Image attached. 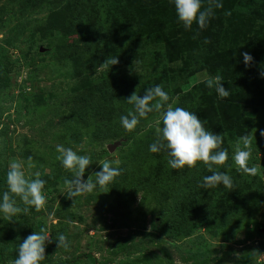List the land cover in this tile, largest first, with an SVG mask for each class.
<instances>
[{
  "label": "rangeland",
  "instance_id": "374dc122",
  "mask_svg": "<svg viewBox=\"0 0 264 264\" xmlns=\"http://www.w3.org/2000/svg\"><path fill=\"white\" fill-rule=\"evenodd\" d=\"M60 2L45 0L39 6L26 8L22 0H0V67L5 64L8 72L0 82V176L4 174L5 178L9 164L19 162L27 179L38 177L45 181L44 206L39 212L31 209L26 216L30 230L49 235L52 241L45 243L44 260L89 254L95 264H264V203L234 236L201 225L173 239L167 236L163 214L167 206L180 200L179 193L167 200L144 190L131 191L128 196L122 192L110 195L106 193L107 184H94L102 164L109 163L113 168L130 166L137 151L135 144L161 128L160 112L177 107L192 86L206 80L208 74L205 70L190 74L193 65L189 59L161 63L154 56L160 49L158 44L121 40L112 45L110 55L117 60L115 71L120 70L139 90L156 83L165 85L171 100L160 112L139 117L131 131L122 127L129 139L124 135L110 136L106 129L98 130L97 124L103 122L104 126L103 119L75 123L68 115L74 95L94 93V85L105 81V64L80 68L73 75L64 69L67 50L77 54L82 48L80 33H66L62 42L66 52L60 54L57 36L50 40L36 27L49 20L51 10ZM94 52L98 54L100 50ZM121 103L125 106L124 100ZM245 114L253 120L248 145L263 146L264 150V107H248ZM235 141L227 171L239 172L264 202V151L254 157L249 151L246 167L256 171L245 173L233 159L237 145L241 148L244 139ZM58 147L90 159L81 179L91 187L73 198H68L67 192L75 173L62 167L57 159ZM16 203L23 207L19 197ZM23 216L17 215L14 220ZM10 223L0 219L1 243L14 241ZM59 233L67 237L68 248H57L55 238Z\"/></svg>",
  "mask_w": 264,
  "mask_h": 264
},
{
  "label": "trees",
  "instance_id": "16d2710c",
  "mask_svg": "<svg viewBox=\"0 0 264 264\" xmlns=\"http://www.w3.org/2000/svg\"><path fill=\"white\" fill-rule=\"evenodd\" d=\"M44 1L22 0V6L34 8ZM222 3V8L213 10L204 30L197 29L194 23L192 29L186 31L178 23L169 0H61L51 10L48 21L36 24L48 39L57 36L55 40L61 44L57 50L60 54L66 52L62 50L66 33H80L83 45L79 53L67 50L63 57L64 69L71 75L80 68L105 64V81L95 84L96 91L92 94L74 95L68 115L75 123L103 119L104 126L101 122L97 129H106L113 137L124 135L130 138L121 126L120 117L135 114L134 106L127 102V98L135 88V94L139 96H143L146 89L139 90L135 82L121 75L120 70L115 71V64L111 65L112 45H118L121 40L158 44L160 49L154 56L161 63L186 62L189 59L193 65L190 74L205 70L207 79L221 77L222 85L230 93L227 99H218L214 88L205 87L206 79L192 86L191 92L180 100L177 107L195 112L206 131L222 137V143L214 150L227 152L228 158L222 165H212L210 171L207 165L197 161L192 168L172 169L167 164L165 149L156 153L149 151V145L157 139L155 132L135 144L137 151L133 163L118 167L119 175L107 183L106 193L110 195L122 192L128 196L131 191L144 190L167 200L179 193L180 200L167 206L168 210L163 214L167 236L173 239L183 237L201 225L217 229L221 234L233 233L234 236L235 231L248 223L264 203L239 172L231 174L227 171L236 138L245 141L251 136L253 120L245 114V109L264 107V78L261 77L264 72V0H222ZM207 6L208 0H202V7ZM205 39L209 43H204ZM96 49L100 50L98 54L94 52ZM243 52L252 56L248 66L243 62ZM7 73L4 64L0 67V82ZM155 85L158 84L147 88ZM161 87L169 96L163 109L172 96L165 85ZM128 107H131L130 112ZM160 126L162 128V122ZM262 148L255 145L245 148L244 143L241 146V149L252 152L251 157L263 152ZM262 161L264 163V158ZM212 172L227 174L232 180L231 188L223 185L207 189L201 187L204 178ZM58 177H53V180ZM4 180L2 174L0 193L7 190ZM27 221L23 216L9 224L14 241L0 242V264H12L16 252L8 250L15 249L20 241L33 233ZM81 260L95 264L89 254L64 260H43L41 264H73Z\"/></svg>",
  "mask_w": 264,
  "mask_h": 264
},
{
  "label": "clouds",
  "instance_id": "9594fccd",
  "mask_svg": "<svg viewBox=\"0 0 264 264\" xmlns=\"http://www.w3.org/2000/svg\"><path fill=\"white\" fill-rule=\"evenodd\" d=\"M174 6L178 23H181L186 31L192 29L195 23L197 29L204 30L213 16V10L223 7L222 0H208V6L202 7V0H169ZM195 38V37H193ZM204 43H209L205 39ZM245 66L252 61V56L247 53H241ZM117 63L114 59L111 65ZM264 78V72L261 73ZM209 89H213L217 93L218 99H227L230 95L229 91L222 85L221 77L215 76L205 81ZM153 100L156 102L151 103ZM169 96L160 85L146 88L144 95L139 96L133 93L127 102L134 106L135 114L129 116H121V126L131 131L138 123L137 117H144L147 113L156 111L160 112L162 107L168 102ZM162 128L157 129V139L149 145V151L156 153L161 149L166 150L167 164L172 169H179L185 166L192 168L197 161L203 162L211 171L212 165H222L228 158L227 152L224 150L214 151L222 143V137L218 134L206 131L202 121L198 119L195 112H190L181 107H168L161 114ZM250 141L245 138V148ZM60 154L57 159L60 160L62 167L67 170L74 171V177L70 182V190L67 192L68 198L79 195L82 191L87 190L91 185L87 181H82L86 167L90 164V159L85 155H77L71 149L57 148ZM249 152L243 150L237 145L234 152V162L245 173L254 174V168L246 167V161ZM101 170L97 172L94 184L96 186H104L119 175V169L113 168L109 163L101 165ZM6 191L0 193V219L9 222L15 221L17 215H29L31 209L39 212L45 204L43 189L45 181L40 178L27 179L19 162L9 164L5 174ZM217 185H223L231 188V178L222 172H212V175L204 178L201 187L209 188ZM16 197L23 204L20 207L16 203ZM57 248H68L69 241L63 233L56 235ZM51 243L49 235L34 231L28 235L15 249L16 258L12 264H41L45 259V243Z\"/></svg>",
  "mask_w": 264,
  "mask_h": 264
}]
</instances>
